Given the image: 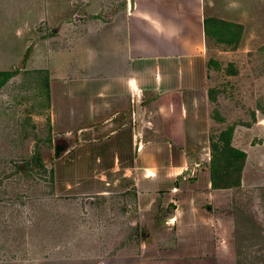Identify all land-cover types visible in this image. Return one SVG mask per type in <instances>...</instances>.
Segmentation results:
<instances>
[{
	"label": "crops",
	"instance_id": "crops-1",
	"mask_svg": "<svg viewBox=\"0 0 264 264\" xmlns=\"http://www.w3.org/2000/svg\"><path fill=\"white\" fill-rule=\"evenodd\" d=\"M214 4L0 0V166L18 158L22 140L18 167L45 170L37 134L42 143L59 135L69 172L61 188L76 197L61 212L79 197L100 214L137 215L126 224L140 229L141 250L124 264H238L212 184Z\"/></svg>",
	"mask_w": 264,
	"mask_h": 264
},
{
	"label": "rangeland",
	"instance_id": "rangeland-1",
	"mask_svg": "<svg viewBox=\"0 0 264 264\" xmlns=\"http://www.w3.org/2000/svg\"><path fill=\"white\" fill-rule=\"evenodd\" d=\"M213 1L208 136L212 184L220 192L214 205L238 264H264V0ZM38 136L36 157L51 161L45 170L34 165L25 174L18 167L27 160L22 140L18 158L0 166V264H124L128 253L141 250L140 229L126 224L137 215L100 214L93 205L84 209L79 197L77 208L62 213L60 204L76 197L66 200L61 188L69 172L60 162V136L44 143ZM75 223L81 229H71Z\"/></svg>",
	"mask_w": 264,
	"mask_h": 264
},
{
	"label": "water",
	"instance_id": "water-1",
	"mask_svg": "<svg viewBox=\"0 0 264 264\" xmlns=\"http://www.w3.org/2000/svg\"><path fill=\"white\" fill-rule=\"evenodd\" d=\"M135 104H136L137 129L139 131V130H141V127H142L141 107H140V99H139V97L136 98Z\"/></svg>",
	"mask_w": 264,
	"mask_h": 264
},
{
	"label": "built area",
	"instance_id": "built-area-1",
	"mask_svg": "<svg viewBox=\"0 0 264 264\" xmlns=\"http://www.w3.org/2000/svg\"><path fill=\"white\" fill-rule=\"evenodd\" d=\"M185 178V177H184Z\"/></svg>",
	"mask_w": 264,
	"mask_h": 264
}]
</instances>
